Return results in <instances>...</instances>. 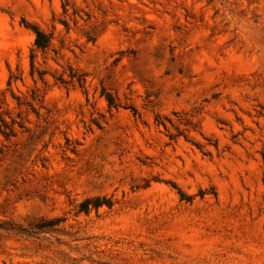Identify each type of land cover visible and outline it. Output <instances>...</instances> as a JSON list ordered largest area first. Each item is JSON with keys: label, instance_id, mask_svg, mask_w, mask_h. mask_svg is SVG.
I'll use <instances>...</instances> for the list:
<instances>
[{"label": "rangeland", "instance_id": "1", "mask_svg": "<svg viewBox=\"0 0 264 264\" xmlns=\"http://www.w3.org/2000/svg\"><path fill=\"white\" fill-rule=\"evenodd\" d=\"M263 154L264 0H0V264H264Z\"/></svg>", "mask_w": 264, "mask_h": 264}, {"label": "trees", "instance_id": "2", "mask_svg": "<svg viewBox=\"0 0 264 264\" xmlns=\"http://www.w3.org/2000/svg\"><path fill=\"white\" fill-rule=\"evenodd\" d=\"M30 29L35 34V47L37 49H41V50H45L46 48H48V46L50 44V39H51L50 36L48 34H46L45 32H43L37 26H31ZM31 66H32V73H34V57L33 56L31 58ZM103 95H105V98L108 102L109 107L118 108V105L115 103V100L111 94L105 93ZM132 111H134V113H135V110L132 109ZM156 121L157 122L159 121L158 118ZM158 123H160V122H158ZM263 162H264V154H263ZM179 193H181V192L179 191ZM181 195H183V194H181ZM103 203H105V202H101V200L98 198H96V199L90 198V199H86L85 201H83L80 204V208H81V211L87 212V211H89L91 206L94 208H98V207L102 206ZM0 228H2V226H0Z\"/></svg>", "mask_w": 264, "mask_h": 264}]
</instances>
